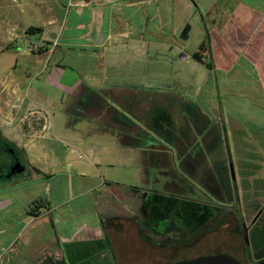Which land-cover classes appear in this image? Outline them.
Masks as SVG:
<instances>
[{
  "label": "crops",
  "instance_id": "crops-1",
  "mask_svg": "<svg viewBox=\"0 0 264 264\" xmlns=\"http://www.w3.org/2000/svg\"><path fill=\"white\" fill-rule=\"evenodd\" d=\"M247 1L249 0H243L242 3H237L235 0H169L176 28L171 33L173 40L162 42L160 36H163L164 32L163 4L167 0H0V99H7L8 105L9 102L14 103V100H18L12 105L11 112L0 107V120H3L0 123V133L5 142L11 145L9 147L12 149L9 148L8 151L15 158L10 175H23L25 170L29 169L30 179H33L30 183L29 177L26 178V183L16 184L15 187L7 190L9 192L4 188L0 189V215L2 212L9 211L13 212L11 216L15 215L16 219L15 226L11 222L6 224V230H8L4 236L0 231V264H28V257L24 253L29 254L30 251L34 253L36 251L41 255L49 253L53 243H56L60 252H66L62 245L65 248H72L71 252H76V247L92 244L103 235L100 221L96 224L87 221L79 225L70 235L58 234L57 238L49 235L47 239H43L45 229L42 228L41 231L36 232L37 227L42 225H36V221L48 217L51 225L60 224L61 216L56 212V207L60 204L51 207L50 203L41 202L37 208L29 206L20 212L13 210L19 204V199H23L24 195L34 191L29 190L30 187L33 188L42 182L43 179L35 181L34 179H38L35 175L44 178L47 174V169H41L40 164L43 162L48 164L47 162L52 159L51 155L44 151L51 139L50 134L47 133L49 128L44 123L39 130H35L34 123L28 124L26 132H23L19 125H14L18 115L21 114H25L26 117H28L27 114L32 116L37 114L43 120L41 110L44 109L38 100L40 98L48 100L50 97V92L44 87L51 84L62 90L78 91L85 82V85L89 84V88L96 92L103 90L109 92L105 85L122 84L119 92L123 93L125 100L126 98L133 100L138 99L146 88H162L167 84L166 90L171 92L173 89L175 91V87L171 84L185 83L192 89L188 93L187 91L181 93H187L184 98L196 99L202 94L204 100L211 102H208L209 108H202L194 101H184V98H181L178 112L184 121L188 120L187 127L183 125L187 131L189 128L191 131L197 128L201 132L199 140L201 139L205 146L212 149L216 147L219 138L217 139V131L211 129L210 118L206 116L212 113L220 114L224 128L227 125L223 117L225 112L222 105L219 107L220 113L213 111L215 108L212 109L213 112L210 110L214 107L215 94L218 98H229L236 92L234 87L238 83H255L264 95V0H254L249 3L250 6ZM69 21H72L76 47H80L83 51L89 49L95 53H102L106 70L123 66L122 76L118 75L115 78L105 76L103 80L107 81L105 82L107 84H101L98 87L91 85L95 82L92 76L75 79L74 86L62 82L66 66L62 65L61 61L53 63L52 66L49 65V56L53 52L46 47L45 42L50 43V38H54L60 44L61 36L65 34ZM147 36H150L148 37L150 41ZM37 39L42 42L39 47H36ZM30 47L33 48L30 49ZM168 51L172 53V56L166 54ZM45 54L48 58L45 61H39L38 57ZM164 60L171 62L170 71L166 74L163 69ZM153 66L154 70H149V67ZM33 67L37 68L38 72H30L29 70ZM47 71L49 74L45 79L41 78L40 75ZM195 84H199L197 88ZM250 89L253 90V87ZM170 94L166 93V95ZM128 104L131 106L132 102ZM166 116L167 124L176 126V121L172 119L173 115L169 111H166ZM8 119L14 122L11 124ZM28 120H30L29 117ZM169 127L172 130V126ZM178 136L179 138L173 143L175 149L173 151L166 145H148V143L125 138L121 140L117 135L120 144L96 140L87 142L85 152L78 146L70 150L72 153L79 152L80 158L85 156L89 165L75 166L69 161L68 150L64 151L65 157L61 163L68 174L71 171L77 172L80 178L78 186L83 195L100 192L106 186L105 184L112 185L109 186L111 197L118 199V203L121 204L120 208H113L111 212L115 215L111 220L114 224L110 227L112 232H115L119 224L125 223L129 218L137 217L135 212L137 213V210L139 212L142 203L140 196L146 192L145 189L138 187L129 189L130 191L126 193L113 189L114 186L120 187L121 184H126L121 180L126 176L119 175L115 168L121 167L122 164L117 157L120 148L127 157L131 152L147 153L150 158L149 162L147 161L148 165L147 163L144 166L139 164L136 169L137 176H141L147 166L154 169L157 175L153 176L152 179L155 181L150 189L154 188L158 192L159 187L167 186L171 182L175 185L174 179L186 176L174 171L168 164V155L176 156L178 163L185 161L190 155L191 142L187 138L188 134L185 132ZM180 148L182 152L179 151ZM18 152H22L28 159L27 169L21 167L24 157H17ZM114 152H116L115 160L109 161L107 158L109 155L102 157V154ZM53 162L54 165L57 164L54 160ZM53 164L49 163L50 166ZM103 164L106 170L111 169L110 182L98 183ZM202 164V161L198 160L188 164L185 169L189 175L188 178H197L196 175L199 172L202 173L203 178H206L210 168L208 166L202 168ZM125 167V165L122 166L123 171ZM242 180L241 177L240 183L234 184L239 204L238 199H233L232 187L220 182L212 175L203 182L204 191L201 193L204 197L214 196L222 203L229 202L231 209L239 205L238 208L244 211L243 199L240 197L242 194L247 195L251 192L244 190ZM46 186H48L46 190H49V185ZM190 187L194 189L195 185L191 184ZM190 193L195 202H205L201 201L194 192L190 191ZM127 196L129 202L131 201L129 206L123 201L120 202ZM252 200L253 198L246 199L253 206L250 209L254 212L251 220L248 222L244 220L245 214L238 219L241 221V226L245 225L248 228L256 264H258L264 259L262 245L264 205H257L258 203ZM10 225L14 226L11 230ZM40 242H47V246H36ZM19 243L22 244L21 247H26L20 254L18 253L20 249L16 248ZM241 256H243L242 253Z\"/></svg>",
  "mask_w": 264,
  "mask_h": 264
},
{
  "label": "rangeland",
  "instance_id": "rangeland-1",
  "mask_svg": "<svg viewBox=\"0 0 264 264\" xmlns=\"http://www.w3.org/2000/svg\"><path fill=\"white\" fill-rule=\"evenodd\" d=\"M235 1L237 3H242L243 0ZM252 1L254 0L247 1L249 6V3H252ZM163 6L164 32L163 36H160V39L162 42H169L170 40H173L171 33L173 32V29L176 28V23L174 18H172L173 16L169 0L164 2ZM71 16L72 13L70 14V18ZM71 23L72 21H69L64 31L65 34L61 36L60 44L58 41L56 42L54 38H50V43L45 42L46 47L53 52L49 56V65L52 66L53 63L61 61L62 65L66 66L62 78L64 81L62 82L74 86L75 83L73 81H75V79L92 76L95 78V82L92 80L91 82L93 83L91 85L98 87L101 84H107L105 83L107 81L103 80L105 76H111L112 78H115L118 75L122 76L124 73L123 66L112 67L106 70L107 68L104 67L102 53H95L89 49L83 51L80 47H76V36L73 33L74 29ZM148 37L150 38V36H147V38ZM41 43L42 42L37 39L36 47H39ZM31 48L33 47H30V49ZM166 54L172 56V53H169V51L166 52ZM47 58L48 56L46 54L38 57L39 61H45ZM163 63L164 73L166 74L170 71L171 62L169 60H164ZM149 70H154V66L149 67ZM29 71L38 72V69L33 67ZM48 74L49 72L47 71L40 76L45 79ZM100 79L101 81H99ZM88 85H85L84 82L78 91H67L56 87V85L47 84L44 89L46 88V90L50 92V97L48 100L42 98L38 100L39 103L42 104V109H44L41 110L43 120L42 118H39L37 114L33 116L27 114L30 119L28 121V117H26L25 114L18 115V119L16 118L17 120H15V122L13 120L10 122L8 119L11 124L14 122V125H19V127L23 129V132H26V128H28V124L30 123H34L35 130H39L42 127V123H44L46 127L49 128L47 133L50 134L51 138L48 143L49 146L45 147L44 151H47L57 163L54 165L53 160L50 159L49 162H47L48 164H46V162L40 164V168L47 169V174L51 176L47 178L49 175L45 174L44 178H40L37 177L38 175H35L38 179L34 180L38 181L43 179L42 182L39 184L36 183L37 185L33 186V188L30 187L29 190L32 189L34 191L29 192V194L25 193L26 195H24L23 199H19V204H17L13 210L20 212L29 206H35L37 208L41 202L43 204L50 203L51 207L60 204L59 207H56L57 215L61 216L60 224L56 223L55 226L51 225V221L48 217L36 221V225L42 224L40 227H37L36 232L41 231L42 228L45 229L43 231V239H47L49 235H51L52 238H57L58 234L64 236L70 235L79 225L87 221L93 224H96L99 221L102 223V237L96 239L92 244L83 247H76L77 256L76 252H71V250H73L72 248H65L60 244L63 249H66V253H68L67 256L71 258V264H80L81 262L87 264L85 260L79 259L78 256L83 254L85 257H90L91 251L99 253L109 249L110 252H115V247L111 240L108 241L106 238H108V234L112 232L110 226L114 224L111 220L115 214H112L111 212L113 211V208L121 207V204L118 203V199L116 200L111 197L109 191V186H112L111 184H105L106 186L103 187L100 192H92L88 195H83L81 193L82 190H80L81 188L78 186L80 178L78 177L77 172L69 171L70 174H68L61 163L65 157L64 151L68 150L69 152H67V155H69V161L73 162L75 166L90 164L85 156L81 158L79 157V152H70L75 146L82 148L85 152L86 145L89 142H95L96 140L120 144L117 137V135H119L121 140L125 138L132 139L136 142L148 143V145H166L170 150L172 149L175 151L173 143L179 138L178 135L186 132L188 134L187 138L191 142V150L188 158L185 161L178 163L176 156H166L169 158L168 164H170V167L173 168L174 171L176 170L181 172L182 175H186L184 179L187 184L195 185V188L193 189L192 187L191 191L197 194L196 196H198L201 201L204 200V195L201 193L204 191L203 182L207 177H211V175L220 182L230 185L229 187H232L233 199L237 200V189L235 190L234 188L232 176V173L234 172L236 183L239 184L240 178L242 177L245 186L244 190L248 193L251 192V194L247 195L242 194L240 197V199H243L244 211H241L238 208L239 205L234 209V212L238 215L239 219L242 214H245L246 216L244 220H247L248 222L254 215V212L250 210L253 206L250 205V202L246 201V199L253 198L252 202L254 201L258 203L257 205H264V95L260 92L261 90H259L258 84L238 83L237 86L234 87L236 88V92L229 98H218L217 94H215V98L213 99L214 107L210 110L211 112L216 111L217 113H220L219 107L222 105L225 112V116L223 117H225L227 125L224 128L223 123L221 122L222 115L220 114L212 113L206 116V118H210L211 129L217 131V139L219 138L216 147L212 149L209 146H205L201 139L199 140L201 132L197 130V128H195L194 131H191L189 128L187 131L186 124L188 120L187 122L186 120L184 121L179 115L178 107H180L179 105L182 102L180 99L184 98L188 91L192 89L190 86L188 88L187 84H171L175 87V91L173 89L171 92L166 90L167 84L163 85L164 87L162 88H146L144 89L145 92L141 93V96H139L138 99L133 100H129L128 98L125 100L123 93L119 92L122 84L119 86H115L114 84H110L109 86L105 85V87H108L109 92L106 90L96 92L89 88L90 86ZM198 85L199 84H195V88H197ZM251 87H253V90L250 89ZM183 91H187V93L181 94ZM176 92H178L177 95ZM166 93L171 94L166 95ZM185 100L190 102L194 101L195 103L200 104L202 108H209L208 102L210 100H204L202 94L198 95L196 99L184 98V101ZM17 101L18 100H14V103L9 102L8 105L7 99H0V107H3L7 112H11L13 110L12 105L16 104ZM130 102H132L131 106L128 104ZM213 108L215 109L212 111ZM14 110L17 109L14 108ZM166 111H169V113L173 115L171 117L176 121V126L173 124H167ZM1 120L0 123L3 121ZM170 125L172 126V130L169 127ZM116 140H118V142ZM9 146L11 145L5 142V139L0 133V189L4 188L5 191L15 187L16 184L26 183V178L28 177V181L30 183L33 182V179H30V170L27 169L29 161L24 157L25 155H23L22 152H18L19 155L16 154V156H20L21 158L24 157V162H21V167H24L27 170H25L23 175H10L14 167L15 158L8 151L9 148L12 149ZM181 150L182 149L180 148L179 151L182 152ZM105 155L106 157L109 155L107 158L109 161H112L113 159L115 160L116 152L102 154V157L104 158ZM117 155H119L117 157L122 164L121 167L115 168L118 170L117 173H120L119 175L126 176L121 178L126 184H121L120 187L114 186L113 189L118 192L120 191L121 193H126L127 191H130L129 189L132 190L135 187L145 190L150 189L153 181H155L152 178L157 175L155 174L154 169L152 170L147 166L146 170L141 173V176H137L136 171L139 164H143L144 166L147 161L149 162L150 158L147 153L138 151L131 152L127 157L120 148ZM124 156L126 157L124 158ZM194 160H198L199 162L202 161L204 164H202V168L206 166L210 168V172L207 174L206 178H203L202 173L200 172L197 173V178H188L189 175L186 173L185 169H187L188 164ZM49 163L53 165L50 166ZM123 165L126 166L125 171H123ZM110 171L111 169L106 170L105 164H103L100 171L101 174L98 176V183H102L103 181L110 182ZM2 175L4 177H2ZM174 180L177 181L180 180V178ZM172 183L173 182L167 184V187L170 190H174L178 193L184 191L181 186H177L175 183V185H173ZM46 185H49V190H46L48 187ZM143 194L144 193L141 194L140 198L143 197ZM121 201L125 202L127 206H129L128 204L131 202H129L128 196L125 200H120V202ZM237 203L239 204V199ZM223 209L226 208L223 207ZM225 211L228 212V210ZM12 213L5 211L0 215V231L3 233V236L8 230H6V224L11 222V224L15 226L14 222L16 219L14 217L15 215H13V217L11 216ZM135 214H137L135 215L137 216L136 218L141 217L138 210ZM14 226L11 227L10 225V230L13 229ZM207 229V227H203L202 233H204L203 238H206L207 236L209 237L210 245L209 243H199L195 245L193 249L189 250L186 255L182 256V258L188 260L200 256L216 254H228L238 258L229 251V247L225 245L228 241L226 235H222L219 238L216 234L212 235L205 232ZM242 231V236L237 238L239 243L245 245L244 253L246 257L245 259H238L242 264H256L250 238L251 236L248 234L249 242L248 244H245L246 241H244L243 238L244 226H242ZM105 234L107 235L106 237H104ZM134 240L131 241L134 242L133 251H139L142 249V245L137 239ZM126 244L128 246L130 245L129 242ZM262 245L264 246V242H262ZM21 246V243L16 246V248L20 249V251H18L19 254L26 248ZM36 246H47V242H40V244H37ZM30 252L29 254L24 253L28 257V264H60V262L63 261L64 252L59 251L56 243L51 244L49 253L41 255L36 251L35 253L34 251ZM131 253L132 252L130 251V254L128 255L133 256ZM30 255L32 258H30Z\"/></svg>",
  "mask_w": 264,
  "mask_h": 264
},
{
  "label": "flooded vegetation",
  "instance_id": "flooded-vegetation-1",
  "mask_svg": "<svg viewBox=\"0 0 264 264\" xmlns=\"http://www.w3.org/2000/svg\"><path fill=\"white\" fill-rule=\"evenodd\" d=\"M174 183L184 191L178 193L167 186L159 187L158 192L154 188L146 190L139 208L141 217L127 219L125 223L118 225L115 232L108 234L110 239H106L111 240L115 252H110L109 249L99 253L91 251L90 257L82 254L78 256L79 259L85 260L87 264H176L185 260L182 256L195 245H210L209 237L203 238V227L208 228L205 232L216 234L219 238L226 235L228 241L225 245L229 247V251L238 258L245 259V245L239 243L237 238L243 234L242 226L229 202L222 203L210 195L203 197L204 203L195 202L190 193L191 187L184 178L177 182L175 180ZM106 236L105 234L104 237ZM134 239L142 245L139 251H133L134 242L131 241ZM130 251L133 256L128 255ZM67 255L64 252L60 264L72 263Z\"/></svg>",
  "mask_w": 264,
  "mask_h": 264
},
{
  "label": "water",
  "instance_id": "water-1",
  "mask_svg": "<svg viewBox=\"0 0 264 264\" xmlns=\"http://www.w3.org/2000/svg\"><path fill=\"white\" fill-rule=\"evenodd\" d=\"M233 172V168H232ZM233 175V181L234 184H236V178L234 172ZM244 238L246 243L248 244V228L244 225ZM176 264H242V262L231 255L228 254H216V255H209L205 257H197L193 259L188 260H182L178 261ZM258 264H264V259L260 260Z\"/></svg>",
  "mask_w": 264,
  "mask_h": 264
}]
</instances>
